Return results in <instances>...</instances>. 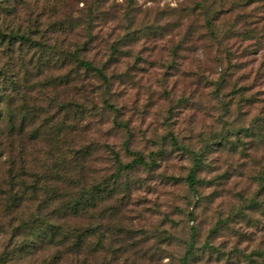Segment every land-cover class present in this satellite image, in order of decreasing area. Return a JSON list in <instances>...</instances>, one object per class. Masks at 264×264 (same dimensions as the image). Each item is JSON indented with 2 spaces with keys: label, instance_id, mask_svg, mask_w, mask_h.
<instances>
[{
  "label": "rangeland",
  "instance_id": "obj_1",
  "mask_svg": "<svg viewBox=\"0 0 264 264\" xmlns=\"http://www.w3.org/2000/svg\"><path fill=\"white\" fill-rule=\"evenodd\" d=\"M0 25L37 44L0 47L17 81L0 94V264H45L66 236L81 248L62 264H264V0H1ZM92 185V210L58 215Z\"/></svg>",
  "mask_w": 264,
  "mask_h": 264
},
{
  "label": "trees",
  "instance_id": "obj_2",
  "mask_svg": "<svg viewBox=\"0 0 264 264\" xmlns=\"http://www.w3.org/2000/svg\"><path fill=\"white\" fill-rule=\"evenodd\" d=\"M248 1H263V0H248ZM0 7H1V0H0ZM8 8L7 6L2 7V10H6ZM9 14H12V10L8 9ZM2 12V11H1ZM21 46L26 45L27 50L35 49L34 46H36L35 40L32 38L31 34L21 30L19 32L18 29H10L9 32H6V29L3 28L2 25H0V47L3 48L4 51L11 54V56H14L15 49L14 46ZM24 52V50H21V52ZM79 66H81L87 73L93 72L97 77L101 78L106 84L109 83V77L105 74L103 69L96 67L91 61L86 59H80L77 56H74ZM17 81L14 78V74L10 73L9 71H4L3 69H0V94H2L1 98H4L3 94L8 91L9 87L16 86ZM3 100V99H2ZM1 100V101H2ZM0 101V102H1ZM106 106L108 108L114 109V106L110 103H107ZM146 161L139 157L135 158L131 163L122 164L119 162V168L117 170V176L121 175V173L125 170L133 169L140 165H145ZM201 163L196 158L194 160V166L191 169L187 180L191 188H194L196 185V171L200 167ZM107 186L102 185H92L90 188H83L78 193L77 197H73L64 203L62 206L58 208V215H71V216H78L81 213H88L90 210H92L96 205L99 198V193L106 189ZM46 226H48V229L45 231V233H49L50 238L47 239V243L54 244L56 234L58 233V227L56 224L52 222H44ZM67 237V236H66ZM66 237L61 242H58V244H54L60 247V250L57 254H53L49 257V259H45V264H62L63 259H65L63 256L66 255L68 252H77L81 248V237L77 238V240L73 243V246L69 248V250H66ZM32 248L30 245L25 246V249ZM35 248V247H34ZM192 255V251L188 250V252L185 253L183 256L182 264H188L189 257Z\"/></svg>",
  "mask_w": 264,
  "mask_h": 264
}]
</instances>
